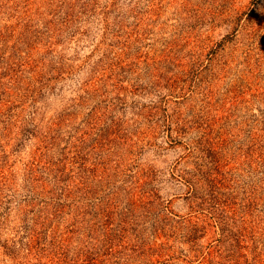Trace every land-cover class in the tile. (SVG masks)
I'll return each instance as SVG.
<instances>
[{
  "label": "rangeland",
  "instance_id": "374dc122",
  "mask_svg": "<svg viewBox=\"0 0 264 264\" xmlns=\"http://www.w3.org/2000/svg\"><path fill=\"white\" fill-rule=\"evenodd\" d=\"M0 264H264V0H0Z\"/></svg>",
  "mask_w": 264,
  "mask_h": 264
}]
</instances>
